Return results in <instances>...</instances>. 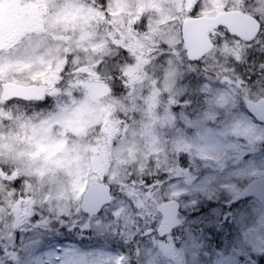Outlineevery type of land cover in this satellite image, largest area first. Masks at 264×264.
<instances>
[{
    "label": "rangeland",
    "instance_id": "374dc122",
    "mask_svg": "<svg viewBox=\"0 0 264 264\" xmlns=\"http://www.w3.org/2000/svg\"><path fill=\"white\" fill-rule=\"evenodd\" d=\"M18 1L25 10L0 0V80L47 86L48 94L39 106H0V158L40 185L38 206L46 205L52 217L38 223L40 230L16 232L3 224L0 244L16 248L10 259L0 255V264H130L127 239L137 250L133 264H262L264 211L253 198L242 227L225 221L201 232L187 220L202 202L233 201L264 176V125L244 107L245 99L264 97V79L248 89L234 82L243 57L264 51V31L249 45L212 34L211 50L191 65L197 70L192 95L182 81L187 60L166 48L181 42V25L193 6L198 16H214L242 3L238 11L261 21L264 0ZM135 17L140 35L124 28ZM112 28L115 35L128 33L147 54L149 46L165 48L153 61L142 59L146 77L131 72V89L117 96L99 86L98 74L81 79L77 89L58 85L65 67H100V56L110 53ZM124 117L134 119L128 129ZM126 177L135 187L127 188ZM92 181L109 185L117 196L89 219L79 207ZM165 201L179 204L180 228L163 239L144 237L146 221L159 225L157 207ZM54 221L59 230L63 223L85 225L90 240L55 233L49 226Z\"/></svg>",
    "mask_w": 264,
    "mask_h": 264
},
{
    "label": "trees",
    "instance_id": "16d2710c",
    "mask_svg": "<svg viewBox=\"0 0 264 264\" xmlns=\"http://www.w3.org/2000/svg\"><path fill=\"white\" fill-rule=\"evenodd\" d=\"M102 1V0H99ZM239 1V0H238ZM90 3H94L95 0H90ZM242 6V3H240ZM240 5H237L234 7L233 5L228 8V10L233 8H239L243 9ZM245 11H248L244 7ZM198 12L195 6H193L189 12L188 17H197ZM264 18L261 20L262 25V32L264 31ZM139 22V21H138ZM130 35L136 34L140 35L143 32V28L140 24L137 23L136 17L132 20V22L124 27ZM124 31V30H123ZM110 44H109V54L105 55L102 54L101 57V65L99 68H90L87 71H80L77 72L75 70L70 69L69 67H65L63 71L60 72V78L58 85L63 84L66 85L69 89H77L78 85L76 83H79L81 79L86 81H92L93 80V74L100 75V80L97 81L99 86L103 88V90L107 91L109 95L111 96H117V95H123L128 92L130 88V85L132 82H129L127 80L128 75L131 72L137 73V78L144 79L146 77V73H148V64L145 61H142V59L151 60L153 61L155 58L157 59L159 56L158 54H162V51L165 49L161 45V50L156 49V45L150 47L152 50L151 53L147 54L146 49H136L135 46L132 43L131 36L126 33H117L115 35V30L112 28L110 30ZM222 34L224 38H228L227 33L223 32L222 30L218 29L212 34ZM211 34V37H212ZM260 35V36H261ZM259 36V37H260ZM150 40V44H151ZM166 51H170L169 53H172L176 55L181 61H186V51L183 46L182 42H179L178 45L174 47H167ZM186 63V62H185ZM141 67H140V66ZM192 64L188 63V67L185 72L187 74L184 76L185 78L182 79V81L185 84L186 92L188 94L191 93L193 90V83L194 79H196V73L197 70H195L192 66ZM198 65V63L196 64ZM242 65L243 67L239 66L237 67L238 76L236 85L241 86V84L244 85L245 89H248L250 86L249 84H252L254 81L259 80L262 81L264 79V51L261 50V52L257 53V56L255 58H247L243 57L242 59ZM241 83V84H240ZM192 95V94H190ZM20 103L12 102V103H6L1 104L0 106H12V105H19ZM39 106L40 104H36ZM14 107V106H13ZM125 120H127V129L129 128V124H133L134 119L130 117H124ZM122 139V138H119ZM177 169H181V167H175ZM178 173V172H176ZM125 182H127V188H131L130 185L135 187L136 182L135 180L123 179ZM140 182V181H139ZM129 190V189H126ZM40 194V185L30 177H24L18 168L13 165H7L6 161L4 159L0 158V207L2 208L4 214L2 219L0 220V230L1 226L5 223L11 224L16 228V232L18 230L24 231L26 229H30V226L33 229H39L38 223L43 222L44 220H48L52 217V214L50 213L49 208L45 205L40 210V206H38V195ZM114 199L116 198V193H114ZM118 197H121L124 199V197L118 195ZM18 205H28L26 207V210L23 208L17 210L15 213H12V209L15 208ZM27 216L26 223L23 221L24 217ZM57 221V219H55ZM53 223L52 227L50 226V229L54 231L55 233L61 232L62 233H70L77 237L81 241L90 240V230L86 227L80 226V225H71L70 227H67L65 223H63L62 230H59L58 227L55 228L54 225L56 223ZM49 222H52V219H50ZM84 223L86 221H83ZM147 224L144 227L143 223L142 226L144 227V232L154 229L152 227V223L149 221H146ZM43 230V229H41ZM127 245L130 249L131 256H130V264H133L136 261V247L132 241V239H127ZM14 246H4V244H0V253L2 255L7 254L11 251H13Z\"/></svg>",
    "mask_w": 264,
    "mask_h": 264
},
{
    "label": "water",
    "instance_id": "95a60500",
    "mask_svg": "<svg viewBox=\"0 0 264 264\" xmlns=\"http://www.w3.org/2000/svg\"><path fill=\"white\" fill-rule=\"evenodd\" d=\"M223 28L229 35L237 39L250 42L259 33V23L244 13L239 11L221 12L215 16H201L185 20L181 25V38L186 48V56L189 62H198L209 49L208 34L216 28ZM44 89L37 86H19L11 83L1 85V102L11 100L39 101L43 98ZM247 111L257 122L264 124V99L257 102L246 101ZM264 142V140H263ZM264 181V177L252 181L246 188L234 198V202L242 198L253 197L263 207L264 195H253L252 188L255 184ZM112 201L110 189L107 186L92 182L83 194L80 204L81 212L89 217L97 216L103 208ZM179 205L176 202H167L158 207V212L162 216V223L157 229L158 237L167 235L171 230L179 225L177 214ZM264 262V256H263Z\"/></svg>",
    "mask_w": 264,
    "mask_h": 264
},
{
    "label": "snow or ice",
    "instance_id": "6c2138e0",
    "mask_svg": "<svg viewBox=\"0 0 264 264\" xmlns=\"http://www.w3.org/2000/svg\"><path fill=\"white\" fill-rule=\"evenodd\" d=\"M253 195H264V181L255 184L252 188ZM255 201L242 198L239 202H202L199 212L188 217L187 224L190 228H197L201 232L205 229L218 227L222 222L235 221L236 225L243 226L247 218V210ZM61 264H64L62 261ZM71 264V261H69Z\"/></svg>",
    "mask_w": 264,
    "mask_h": 264
},
{
    "label": "bare ground",
    "instance_id": "6f19581e",
    "mask_svg": "<svg viewBox=\"0 0 264 264\" xmlns=\"http://www.w3.org/2000/svg\"><path fill=\"white\" fill-rule=\"evenodd\" d=\"M219 74H220V73H219ZM222 74H223V73H222ZM202 125H203V122L200 121V122H199V126L202 127Z\"/></svg>",
    "mask_w": 264,
    "mask_h": 264
}]
</instances>
